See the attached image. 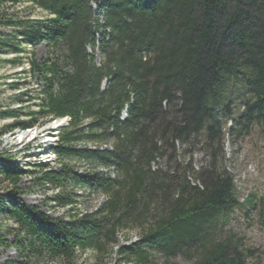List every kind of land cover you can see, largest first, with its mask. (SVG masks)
Instances as JSON below:
<instances>
[{
	"label": "trees",
	"instance_id": "obj_1",
	"mask_svg": "<svg viewBox=\"0 0 264 264\" xmlns=\"http://www.w3.org/2000/svg\"><path fill=\"white\" fill-rule=\"evenodd\" d=\"M27 1L45 17L18 18L4 6L19 0H0V30L15 33L0 32V48L12 55L0 63L37 77L42 89L26 104L29 86L8 83L17 107L0 108V120H10L0 139L66 124L45 148L58 170L48 162L22 167L0 153V186L11 189L0 214L14 236L12 244L0 236V247L21 259L3 264H76L86 252L100 263L113 248L121 264H175L178 256L245 264L253 252L216 238L214 225L243 205L222 163L233 94L236 135L264 128V0ZM39 42L47 48L41 63ZM195 153L204 155L199 169L190 162ZM70 162L85 169L74 172ZM23 178L49 191L50 210L74 211L84 193L103 202L88 214L50 218L20 202ZM135 230L136 241L118 244V235L127 242Z\"/></svg>",
	"mask_w": 264,
	"mask_h": 264
},
{
	"label": "rangeland",
	"instance_id": "obj_2",
	"mask_svg": "<svg viewBox=\"0 0 264 264\" xmlns=\"http://www.w3.org/2000/svg\"><path fill=\"white\" fill-rule=\"evenodd\" d=\"M4 10L8 14L15 10L18 18L29 17L41 20L45 17L44 13L33 8L27 0H19L14 7H10V4H7L4 6ZM0 32L5 35L15 34L8 29H2ZM11 42L15 43L16 40ZM4 50L5 48H0V58H11L12 55L9 53L4 54ZM27 50L30 51L31 49L28 48ZM33 51L37 62L41 63L46 59L47 48L42 42L37 43ZM96 53L97 50H95L94 54L95 59ZM23 69L27 70L26 63H24ZM21 72V68H14L0 63V108L8 105L12 108L17 107L12 103V95L16 94L17 90L8 86V83L13 80V82L17 81L19 83V88L29 86L28 93L30 96L29 100L26 99V104H30L34 100V92L37 93L42 89L41 81L37 77L32 79L27 77V74L21 75ZM234 96L235 94L232 95L233 104L229 106L230 111L227 113V118L223 124L226 136L223 144L222 163L225 171L232 177L238 202L243 205L238 209H234L227 221L216 222L214 232L216 238L218 236L223 238L230 237L233 244H238L239 249L253 252L252 256L247 258L245 264H260L261 252L264 250V128L263 126H251L246 135H236L237 126L232 118L238 114L239 106L236 104L237 100L236 98L234 100ZM8 122L10 120H0V128ZM52 122L54 121L48 122L42 127H36L24 132L14 131L12 134L3 136L0 139V153H10L15 157V162L22 167L25 166L24 163L48 162L49 166L58 170L60 165L54 161L53 155L47 150L45 151V148L47 149L54 144L59 129L57 127L58 124ZM61 122L59 123L61 126L66 124L65 120L64 122L61 120ZM50 123L55 127L51 131L45 130ZM88 146L92 147L91 145ZM39 147L40 149H38ZM190 160L192 167L199 169L204 162V155L195 153ZM70 163L72 164V162ZM72 166L74 172L78 173L85 169V166L80 163L72 164ZM19 188L21 190L19 200L22 204L38 207L50 218H67V215L71 213L88 214L94 212L103 202V198L100 195L84 193L77 198L74 211L50 210L43 201L44 194H48L49 191L44 190L43 193V190L34 188L28 178H23L20 181ZM67 190L72 191L69 186ZM9 194H11L9 187L0 186V197ZM247 200L249 202H245ZM11 228H13L12 222L4 220L0 214V236H3L9 244H12L14 240ZM137 238L138 232L136 230L128 233L127 242L124 240V236L120 234L118 235V244L127 245L136 241ZM115 254L116 249L113 248L100 263L95 261L91 252L77 254L76 264H121ZM7 261L21 263V259L13 247H0V264ZM155 261L161 262L163 258L156 255ZM172 262L175 264H188L181 256L174 258Z\"/></svg>",
	"mask_w": 264,
	"mask_h": 264
},
{
	"label": "bare ground",
	"instance_id": "obj_3",
	"mask_svg": "<svg viewBox=\"0 0 264 264\" xmlns=\"http://www.w3.org/2000/svg\"><path fill=\"white\" fill-rule=\"evenodd\" d=\"M63 121V120H62ZM61 122V120H55L54 122L52 123H55V124H59ZM52 123H50L45 130L47 131H51L55 126L52 125Z\"/></svg>",
	"mask_w": 264,
	"mask_h": 264
},
{
	"label": "water",
	"instance_id": "obj_4",
	"mask_svg": "<svg viewBox=\"0 0 264 264\" xmlns=\"http://www.w3.org/2000/svg\"><path fill=\"white\" fill-rule=\"evenodd\" d=\"M63 122H64V120H63ZM61 123H62V122H61ZM57 127H61V124H58Z\"/></svg>",
	"mask_w": 264,
	"mask_h": 264
}]
</instances>
